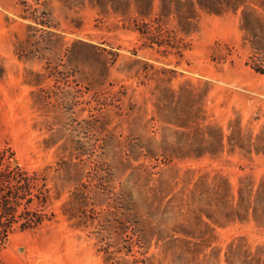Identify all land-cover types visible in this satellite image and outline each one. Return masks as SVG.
<instances>
[{"label": "rangeland", "instance_id": "374dc122", "mask_svg": "<svg viewBox=\"0 0 264 264\" xmlns=\"http://www.w3.org/2000/svg\"><path fill=\"white\" fill-rule=\"evenodd\" d=\"M264 0H0V147L50 220L0 264H264Z\"/></svg>", "mask_w": 264, "mask_h": 264}, {"label": "trees", "instance_id": "16d2710c", "mask_svg": "<svg viewBox=\"0 0 264 264\" xmlns=\"http://www.w3.org/2000/svg\"><path fill=\"white\" fill-rule=\"evenodd\" d=\"M45 187V179L27 171L13 149L0 147V254L12 233L34 229L50 220L46 213L34 208L36 203H46Z\"/></svg>", "mask_w": 264, "mask_h": 264}]
</instances>
